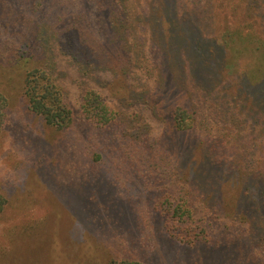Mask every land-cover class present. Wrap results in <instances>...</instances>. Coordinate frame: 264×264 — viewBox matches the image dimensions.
<instances>
[{"label": "trees", "instance_id": "16d2710c", "mask_svg": "<svg viewBox=\"0 0 264 264\" xmlns=\"http://www.w3.org/2000/svg\"><path fill=\"white\" fill-rule=\"evenodd\" d=\"M29 1L31 7L24 9ZM63 1L23 0L25 6L13 8L23 34L15 44L18 47L12 45V60L2 65L20 75V92L29 110L59 129L73 122L72 108L55 75V50L59 49L82 76L103 66L121 68L124 74L135 61L147 78L140 89L123 96L122 103L131 106L134 96L143 99L161 110L165 128L160 136L152 137L134 115L110 108L96 89L84 88V118L100 132H108L109 141L100 152L104 163L94 166L80 192L105 176L125 180L135 194L128 199L131 207L158 210L160 225L175 237L176 252L161 247L167 253L166 264L168 259L172 264H264V2L151 0L150 26L145 28L134 18L136 10L126 22L118 5H128V10L130 5L123 0H94L95 12L89 0H79L77 11L61 7ZM12 5L18 6L17 0ZM224 9L232 18L242 12L254 33L229 31L230 39L216 35ZM248 54L251 65L239 75L237 91L228 89L223 82L224 61L238 62ZM137 72L142 70L137 67ZM122 90L130 91L126 84ZM179 99L187 102L183 105ZM7 106V97L0 92V123L7 116ZM129 126L136 129L135 138L131 139ZM198 127H202L200 134ZM49 147L38 159L51 167L54 149ZM35 160L25 173L28 179L39 163ZM52 171H46L48 179H56ZM228 186L237 192L230 195V201ZM7 200L0 191V214ZM196 201L213 217L210 221L216 232L226 206L233 220L245 219L247 224L233 235L214 239L203 221L192 215ZM176 221L180 223L174 228ZM22 248L16 253L18 260L11 253L0 264H21L26 253ZM105 264L148 263L125 258Z\"/></svg>", "mask_w": 264, "mask_h": 264}, {"label": "rangeland", "instance_id": "374dc122", "mask_svg": "<svg viewBox=\"0 0 264 264\" xmlns=\"http://www.w3.org/2000/svg\"><path fill=\"white\" fill-rule=\"evenodd\" d=\"M123 1L130 5L128 10V5L124 7L118 3L126 22L131 20L136 10L135 20L142 21L148 28L151 0ZM31 3L29 1L25 6L23 0H17L18 6H15L12 0H0V92L7 97L8 103L7 116L0 123V191L8 199L0 214V260L11 253L18 260L16 253L23 247L26 253L21 264H105L111 259L125 258L143 260L148 264H156V261L166 264L167 253H162L161 247L167 252L168 248L176 252L175 237L160 225L162 217L156 212L158 210L153 207L144 210L138 205L131 207L128 199L135 198V194L125 180L117 182V178L114 181L105 176L87 184V189L80 192L81 183L84 186V179H88L94 166L104 163L100 152L109 141L108 132H100L84 118V88L96 89L110 108H122L134 115L137 122L146 125L152 137L160 136L165 129L160 109L134 95L133 105L127 101L125 105L122 103L123 96L142 87L147 78L143 68L133 61L128 68L134 67L125 70L124 74L121 68L103 66L89 77L82 76L73 62L56 49L58 67L55 75L74 118L67 129L47 125L39 114L29 110L20 92V75L11 66L6 69L8 65H2L4 61L12 60V51L18 47L15 44L23 34L20 33L21 24L15 22L13 8H22L24 4V9H28ZM79 3V0H64L61 7L77 11ZM88 3L95 12V1L89 0ZM228 13V9L221 11L216 35H226L230 39L232 34L229 31L251 30L254 33L253 24L251 26L246 16L243 18L242 12L233 18ZM126 26L130 31V25L127 23ZM144 45L148 51L149 41L146 40ZM251 61L249 54L241 56L238 62L234 59L224 61L223 82L228 89L237 91L239 75L242 70L249 69ZM137 67L142 70L141 74ZM154 72L151 76L148 74L149 84H152ZM125 84L129 92L122 90ZM178 102L184 105L187 101L179 99ZM135 130L128 127L131 139L136 137ZM201 130L202 127H198V134ZM49 145L54 149L51 167L44 166L38 159L44 150L50 148ZM224 149L227 154L228 145ZM33 160L34 163L39 160V163L28 179L25 173L32 168ZM50 170L55 171L56 179L45 176ZM227 189L229 197L237 194L236 189L229 186ZM232 199L233 196L228 201ZM195 204L192 215L196 221H203L207 234L213 238L233 235L247 224L245 219L233 220L231 209L226 206L218 219L216 232L210 221L213 217L207 216V210L200 201ZM179 223L172 224L177 228ZM168 264H172V259H168Z\"/></svg>", "mask_w": 264, "mask_h": 264}]
</instances>
